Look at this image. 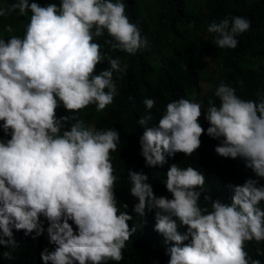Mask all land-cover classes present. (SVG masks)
Listing matches in <instances>:
<instances>
[{
	"label": "clouds",
	"instance_id": "9594fccd",
	"mask_svg": "<svg viewBox=\"0 0 264 264\" xmlns=\"http://www.w3.org/2000/svg\"><path fill=\"white\" fill-rule=\"evenodd\" d=\"M13 13L29 23L22 37L0 38V130L10 136L0 139V245H15L13 227L43 235L44 217L55 250L44 249L43 264H120L136 231L115 194L111 154L121 136L115 128L86 126L79 113L91 105L97 112L112 105L114 74L122 78L128 69L103 52L98 39L107 35L104 43L112 52L130 56L148 41L140 24L129 19L123 0H59V6L43 7L14 0L0 7V17ZM250 28L247 18L226 16L207 31L217 48L235 50L237 38ZM4 31L12 33V25ZM104 62L109 67L96 74ZM214 96L219 105L209 100L206 110L185 98L169 102L158 127L151 128L156 101L143 100L149 115L137 124L145 127L139 143L146 166L162 167L178 153L192 157L205 134L199 122L203 115L207 136L219 141L216 154L242 160L256 179L228 185L233 195L227 205L207 195L205 176L191 166L172 164L167 171L162 182L171 199L157 197L147 175L129 170L130 194L138 200L133 210L140 217L155 210V231L170 245L168 264H261L255 257L264 256L259 247L264 243V186L259 183L264 180V93L246 100L222 81ZM61 106L70 115L58 117ZM251 242L258 245L254 255L246 250Z\"/></svg>",
	"mask_w": 264,
	"mask_h": 264
},
{
	"label": "trees",
	"instance_id": "16d2710c",
	"mask_svg": "<svg viewBox=\"0 0 264 264\" xmlns=\"http://www.w3.org/2000/svg\"><path fill=\"white\" fill-rule=\"evenodd\" d=\"M13 2L14 0H0V7H8ZM29 2H36L42 7L50 3L59 6V0ZM123 2L129 19L140 24L142 35L148 41L147 46L135 56H130L124 52H112L110 46L104 43L107 35L98 39L102 51L111 54L113 58H120L122 64L128 65V69L122 78L121 74H114L117 95L113 104L102 112H97L95 105H91L79 113V118L94 130L115 128L121 136L117 151L111 154L114 174L117 177L115 194L121 211H127L133 217L129 225L136 231L126 243L123 250L124 259L120 264H168L170 257L166 251L170 245L165 244L164 237L155 231V210L147 212L144 217L138 216L133 210L138 200L130 194L129 170L143 172L149 177L148 183L152 185L157 197L166 196L171 199V194L162 182L166 180L167 171L172 164L181 168L191 166L205 176L204 187L207 195L227 205H231L233 195L228 185H243L247 179L256 177L245 167L242 160L224 158L216 154L215 147L219 141L207 136L209 124L203 115L199 122L205 129V134L201 137V147L192 157L178 153L175 157H168L167 163L162 167H147L139 143L145 127L137 124L141 117L149 115L143 100L152 98L156 101V106L151 111L152 120L147 124V127L151 128L158 127L160 115L166 105L174 100H190L195 94L207 107L209 100L219 105L220 101L214 96V92L222 81L236 88L237 95L241 98L258 99V94L264 93V0ZM30 15L31 13L28 14ZM226 16H242L251 21L250 30L237 38L239 44L235 50L217 48L213 43L214 34L203 51L199 50L198 42L188 41L185 32L190 27L195 37H198L202 29H207L209 24L219 22ZM28 23V17H19L15 13L0 17V38L8 39L12 35L22 37ZM8 24L13 27L12 33L4 31V26ZM204 58L213 62L218 71L217 78H213V84L206 92L203 89V83L207 81ZM108 67L107 62L101 63L97 66L96 74L107 70ZM68 115L70 113L62 106L57 110L58 117ZM66 128L70 130V124L66 125ZM0 139L7 140L10 136H5L0 130ZM259 183L264 186V180ZM201 203H204L203 199ZM124 204L128 205L126 210L123 208ZM261 207H264V203ZM41 223L45 232L39 237L35 233L26 235L25 231H17L13 227L12 239L15 240V245H0V264H43L41 253L45 248L54 251L55 245L49 243V224L44 217H41ZM177 223L179 225V221ZM73 228L75 230L74 224ZM178 230L185 232L186 228L178 227ZM257 247L255 242H251L246 246V250L250 255H254ZM259 247L264 249V243ZM5 253L10 254L11 258ZM255 258L264 264V256Z\"/></svg>",
	"mask_w": 264,
	"mask_h": 264
},
{
	"label": "rangeland",
	"instance_id": "374dc122",
	"mask_svg": "<svg viewBox=\"0 0 264 264\" xmlns=\"http://www.w3.org/2000/svg\"><path fill=\"white\" fill-rule=\"evenodd\" d=\"M185 35L187 36L188 41L191 40V41L198 42V44L200 45L199 50L203 51L209 44L210 40H212L213 34L208 33L207 29H202L198 37H195V35L193 34V30L190 27L188 30H186ZM203 63L205 66V71L207 72L206 73L207 81L203 83V89L206 92V90H208L209 87L212 86L213 78H217L218 71H217L216 65L213 64V62H211L208 58H204ZM212 74H213V77H212ZM190 101L199 103L202 107V110L207 109V105L205 104V102L200 101L199 98L195 96V94H193L190 97ZM205 115H206V112H205Z\"/></svg>",
	"mask_w": 264,
	"mask_h": 264
}]
</instances>
